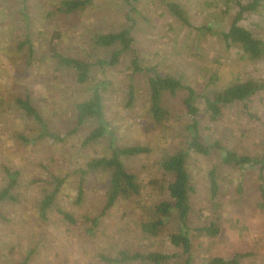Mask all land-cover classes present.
Segmentation results:
<instances>
[{
  "label": "rangeland",
  "instance_id": "1",
  "mask_svg": "<svg viewBox=\"0 0 264 264\" xmlns=\"http://www.w3.org/2000/svg\"><path fill=\"white\" fill-rule=\"evenodd\" d=\"M171 1L181 6L193 27L205 30L198 32L176 18L166 6ZM61 2L0 0V190L7 185L4 166L20 172L19 185L14 190L18 201L0 202V264H107L100 253L115 256L123 249L181 253L165 235L149 237L139 233V206L161 200L157 189L161 156L187 146L185 127L191 123L183 104L187 92L167 95L165 107L171 119L163 125L156 123L149 112L145 75L135 77V99L128 105L131 60L135 53L143 67H156L161 74L181 79L199 96L213 98L229 85L250 79L264 83V62L251 61L237 47L227 50L213 36V31L229 28L238 11L235 0H93L85 10L73 15L58 11ZM133 22L134 53L123 55L112 68L95 67L87 85L76 83L73 72L62 70L52 57L54 48L64 56L88 61L108 59L111 49H95L93 37L118 32ZM241 26L264 39V2L256 12L245 14ZM24 43L25 47H21ZM31 47L33 56L29 55ZM98 83H104L105 114L115 132V145L151 149L148 154L124 160L138 177L141 196L136 201L117 204L104 215L101 213L108 174L98 172L82 178L80 171L93 159L109 155L110 139L85 146L84 140L95 127L91 121L70 134L75 128V105L87 100ZM26 92L50 131L63 141L39 138V125L25 117L15 103ZM198 106L206 144L220 141L222 146L248 156L264 152V91L249 104L253 117L236 104L225 107L222 117L213 122L204 112L202 100ZM220 162L219 150H212L209 156L193 154L188 162L195 187L192 227L215 221L221 228L215 238L191 233L193 263L252 253L244 264H264L259 170L218 168L220 192L213 201L209 172ZM50 173L64 178L65 183L55 206L42 219L41 202L54 187ZM82 180L85 194L78 201ZM58 208L74 214L77 224H68ZM143 214L148 217V210ZM97 217L99 224L94 227L87 218Z\"/></svg>",
  "mask_w": 264,
  "mask_h": 264
},
{
  "label": "trees",
  "instance_id": "2",
  "mask_svg": "<svg viewBox=\"0 0 264 264\" xmlns=\"http://www.w3.org/2000/svg\"><path fill=\"white\" fill-rule=\"evenodd\" d=\"M93 0H62L58 6V11L64 15H73L85 10L91 5ZM130 2V1H129ZM264 0H251L243 3L241 0H235L237 13L231 20L229 28L225 31H213L226 47L227 50L237 47L245 56L253 62H264V39L257 38L254 33L243 26L241 21L245 14L256 12ZM170 12L185 25L194 28L198 32L204 31V27H193L186 17L185 11L181 6L173 1L166 2ZM135 22L128 28H123L118 32L102 34L98 33L93 37L92 45L95 49H111V55L108 59H94L88 61L80 58L64 56L52 48V57L62 70L73 72L75 82L79 85H87L92 80V73L95 67L100 69L112 68L119 64L121 57L126 53L133 52L135 39L132 30ZM28 42V41H27ZM25 43L22 46L25 47ZM134 53V52H133ZM34 50L29 49V55L33 56ZM131 82L128 91V105L134 102L136 94L135 77L145 75L148 86L147 102L152 119L163 125L171 119V112L165 107V97L167 95L175 96L178 91H186L187 96L183 100L187 115L191 118V123L187 124L185 131L188 132L187 146L173 153H164L159 161L160 176L157 178V189L161 200L150 206L140 205L142 217L139 221V233L149 237H159L165 235L172 246L181 250V253L173 255L162 253H142L123 249L115 256L99 254V257L107 264H194L193 250L194 244L191 238L192 232L200 235H207L215 238L220 234L221 228L215 221L205 223L200 227H192L191 214L193 212L192 194L195 187L192 184L191 173L188 170V162L193 154L209 156L212 150H219L221 162L218 166L212 168L209 172L210 194L215 201L220 192V185L217 178L218 168L230 167L237 170L257 167L259 170V192L261 197L260 207L264 209V152L255 156H248L236 153L221 145L220 141H215L208 145L204 142L201 135L200 122L198 120L200 108L199 101L202 100L204 112L213 122L222 117L225 107L241 104L244 110L249 113V104L253 98L264 91V83L256 80H247L245 82L229 85L225 89L217 92L214 97L207 95L199 96L192 87L184 85L181 79L170 75H164L157 72L156 67H143L138 56L134 53L131 60ZM134 81V82H133ZM104 83H98L93 87L89 98L78 102L75 105V128L70 134H76L86 122L91 121L95 124L94 129L84 140V145L94 144L104 138L110 139L109 155L93 159L87 163V168L81 170L82 178L87 174L98 172L107 173L109 182L107 184L106 203L101 215L116 207L120 203H129L138 200L141 196V186L138 183V177L133 173L124 160L138 157L151 152V149L145 146H116L115 132L110 128V123L106 118L104 104ZM16 105L23 112L25 117L32 119L40 127V139L50 137L55 141L63 139L50 131L48 124L42 116L39 108L35 105L31 95L26 92L22 97L15 99ZM25 141L27 139L23 136ZM7 185L0 190V202L16 203L18 197L14 190L19 185L20 172L14 171L8 166H4ZM53 189L50 194L42 200L40 205V215L42 219L47 217L48 211L55 206L58 195L65 183V179L51 174ZM82 180L78 193V201H82L85 194ZM167 196V198L162 197ZM134 201V202H135ZM64 220L75 226L77 219L74 214L57 209ZM148 210V217L143 214ZM94 227L99 224V218L88 219ZM253 256L252 253L236 254L231 259L222 257H213L209 261H202L200 264H244V260Z\"/></svg>",
  "mask_w": 264,
  "mask_h": 264
}]
</instances>
